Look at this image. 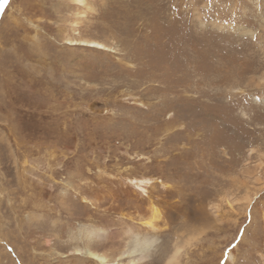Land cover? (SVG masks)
Listing matches in <instances>:
<instances>
[{"label": "rangeland", "instance_id": "1", "mask_svg": "<svg viewBox=\"0 0 264 264\" xmlns=\"http://www.w3.org/2000/svg\"><path fill=\"white\" fill-rule=\"evenodd\" d=\"M88 250L264 264V0H0V264Z\"/></svg>", "mask_w": 264, "mask_h": 264}, {"label": "bare ground", "instance_id": "2", "mask_svg": "<svg viewBox=\"0 0 264 264\" xmlns=\"http://www.w3.org/2000/svg\"><path fill=\"white\" fill-rule=\"evenodd\" d=\"M76 4L78 5H84L85 4V0H73ZM89 44L91 46L94 47H99L102 48L103 46L97 42H89ZM156 218V217H155ZM149 227L153 228L154 227V223L153 221L146 223ZM97 233V232H96ZM95 232H91L89 234H91L92 236L96 235ZM151 247V243L147 240H137L134 242L133 247L129 250L128 254L129 255H133V254H143L146 253ZM87 255L89 257H91L92 259H94L95 261L99 262L100 264H114V261L109 260L105 255H100L97 254L94 251H87ZM175 259V258H174ZM137 261H139V259H135L133 262H131L132 264L136 263Z\"/></svg>", "mask_w": 264, "mask_h": 264}, {"label": "snow or ice", "instance_id": "3", "mask_svg": "<svg viewBox=\"0 0 264 264\" xmlns=\"http://www.w3.org/2000/svg\"><path fill=\"white\" fill-rule=\"evenodd\" d=\"M3 3H7V0H2Z\"/></svg>", "mask_w": 264, "mask_h": 264}]
</instances>
